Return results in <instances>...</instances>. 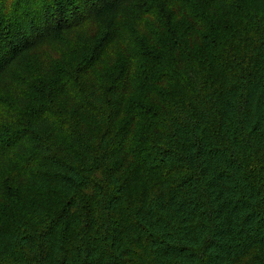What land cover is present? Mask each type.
Wrapping results in <instances>:
<instances>
[{
	"label": "trees",
	"instance_id": "16d2710c",
	"mask_svg": "<svg viewBox=\"0 0 264 264\" xmlns=\"http://www.w3.org/2000/svg\"><path fill=\"white\" fill-rule=\"evenodd\" d=\"M0 264H264V0H0Z\"/></svg>",
	"mask_w": 264,
	"mask_h": 264
},
{
	"label": "rangeland",
	"instance_id": "374dc122",
	"mask_svg": "<svg viewBox=\"0 0 264 264\" xmlns=\"http://www.w3.org/2000/svg\"><path fill=\"white\" fill-rule=\"evenodd\" d=\"M10 172H11V171L6 172V174L9 175V174H11ZM8 175H7V176H8ZM16 195H19L20 197L23 196L22 193H21L20 191H18V193H17ZM17 200H18V199H15V202L18 203V204H23V203L25 202V200L18 201V202H17ZM13 205H15V204H13Z\"/></svg>",
	"mask_w": 264,
	"mask_h": 264
}]
</instances>
